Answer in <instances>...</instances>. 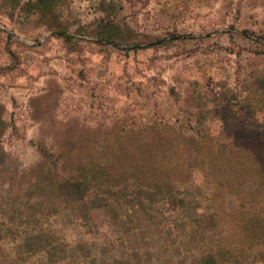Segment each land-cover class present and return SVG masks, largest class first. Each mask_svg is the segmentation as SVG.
Returning a JSON list of instances; mask_svg holds the SVG:
<instances>
[{
    "label": "rangeland",
    "instance_id": "374dc122",
    "mask_svg": "<svg viewBox=\"0 0 264 264\" xmlns=\"http://www.w3.org/2000/svg\"><path fill=\"white\" fill-rule=\"evenodd\" d=\"M31 1L0 0V197L21 216L48 201L40 222L62 244L43 241L44 256L24 264H100L77 263L75 241L95 243L83 233L92 222L96 240L109 236L92 202L100 191L150 196L131 178L151 161L136 158L141 130L199 132L221 149L264 128V0H54L48 11L30 10ZM108 20L124 45L95 41ZM75 163L90 166L88 195L56 208L65 190L47 195L32 182L52 186ZM84 212L89 219H78ZM15 252L2 264H18Z\"/></svg>",
    "mask_w": 264,
    "mask_h": 264
},
{
    "label": "trees",
    "instance_id": "16d2710c",
    "mask_svg": "<svg viewBox=\"0 0 264 264\" xmlns=\"http://www.w3.org/2000/svg\"><path fill=\"white\" fill-rule=\"evenodd\" d=\"M53 1H31L29 9L48 11ZM94 37L98 43L124 45L120 27L113 20L100 22ZM139 134L141 140L134 145L139 151L136 158L151 161L141 160L139 175L131 178L150 196L144 200L133 193L106 197L108 189L100 191L92 202L107 214L109 236L96 240L97 223L89 224L83 233L94 237L95 243L87 244L80 236L82 240L75 241L74 260L88 258L100 264L107 260L110 264L264 263V128L240 134L221 149L209 145L199 132L149 128ZM129 150L122 154L125 158L131 155ZM40 151L43 157H51ZM91 173L88 164L75 163L73 175L52 186L44 177L32 183L47 195L53 187L64 189L63 202L54 205L65 208L86 199ZM46 201L35 202L37 209L21 216L19 206L0 197V264L10 256L9 250H16L11 257L24 264L44 256L43 241L53 249L61 246L58 230L40 222L48 216ZM78 219L89 218L84 212Z\"/></svg>",
    "mask_w": 264,
    "mask_h": 264
}]
</instances>
